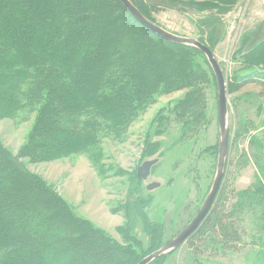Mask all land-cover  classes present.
Segmentation results:
<instances>
[{
    "label": "trees",
    "instance_id": "trees-1",
    "mask_svg": "<svg viewBox=\"0 0 264 264\" xmlns=\"http://www.w3.org/2000/svg\"><path fill=\"white\" fill-rule=\"evenodd\" d=\"M131 1L153 22L152 13L161 7L201 13L198 40L213 52L225 27L223 17L239 2ZM254 37L245 35L238 50L252 68L248 82L255 81L253 76L264 80V38ZM209 73L217 89L212 68L198 48L151 32L119 0H0V118L34 114L21 155L12 154L0 140V264H137L163 246L162 224L145 220L144 231L153 238L147 249L132 233L133 212L141 211L142 201L127 202L132 207L127 224L119 227L124 236L119 241L77 214L18 156L43 162L90 151L107 127L119 133L154 95L185 89L173 110L186 134L204 114L201 86L209 83ZM241 80L236 71L231 91L245 84ZM168 109L159 111L154 122L162 124ZM258 191L256 204L264 212V187ZM240 206L234 205L228 216L215 208L192 235L235 248L242 239L239 226L226 218L241 212Z\"/></svg>",
    "mask_w": 264,
    "mask_h": 264
},
{
    "label": "rangeland",
    "instance_id": "rangeland-1",
    "mask_svg": "<svg viewBox=\"0 0 264 264\" xmlns=\"http://www.w3.org/2000/svg\"><path fill=\"white\" fill-rule=\"evenodd\" d=\"M152 16L156 24L169 31L198 39L196 21L201 13L161 7ZM223 20L225 27L214 45V54L227 81L229 151L220 190L198 229L215 208L224 209L228 216L239 203L241 212L235 211L234 216L226 219L237 223L242 239L234 244L235 248H223L219 240L209 237L199 240L191 235L156 264H264V212L256 204L261 198L258 188L264 187V93H261L264 80L253 76L255 81L248 82L252 68L238 53L245 35H255V41L264 38V0H239ZM236 71L243 79L239 83L245 84L231 91L229 86ZM201 87L206 93L204 114L186 134L173 104L184 97L187 89L154 95L153 102L134 115L119 133L107 127V134L101 133L90 151L43 162L18 157L29 171L43 177L71 204L77 214L115 239L124 240L119 227L127 224L128 210L132 207L127 202L137 200L142 201V207L137 213L132 211L136 220L132 233L142 241L143 249L153 240L144 231L147 219L163 225L161 239L168 242L196 215L216 174L218 102L210 73L209 83ZM166 107L171 111H164L159 125L154 122L155 116ZM25 114L0 118V140L15 156L21 155L34 125V114ZM148 160L156 162L147 177L141 178L138 168ZM136 179L138 182H133ZM152 183L159 185L148 189Z\"/></svg>",
    "mask_w": 264,
    "mask_h": 264
},
{
    "label": "water",
    "instance_id": "water-1",
    "mask_svg": "<svg viewBox=\"0 0 264 264\" xmlns=\"http://www.w3.org/2000/svg\"><path fill=\"white\" fill-rule=\"evenodd\" d=\"M124 7L128 10L131 16L143 27L147 28L156 35L177 44H184L198 48L207 58L212 71L216 77L217 82V102H218V120H219V135H218V160L216 174L210 188L208 195L206 196L200 209L193 217V219L175 236H173L168 242H166L161 248L152 252L144 257L137 264H150L155 259L173 253L179 247H181L186 240L198 229L207 214L211 211V208L215 202L217 194L220 190V186L225 174L226 161L229 151V139H230V112H229V100L227 81L214 52L210 47L200 40L179 35L173 33L164 27L156 24L147 18L131 0H119ZM156 160L145 161L142 166L138 168V175L141 178L147 177L150 172L151 166ZM157 183H152L147 186L148 189L158 186Z\"/></svg>",
    "mask_w": 264,
    "mask_h": 264
}]
</instances>
